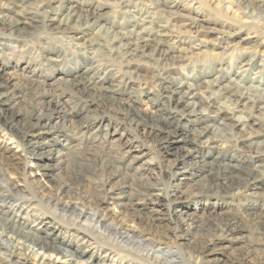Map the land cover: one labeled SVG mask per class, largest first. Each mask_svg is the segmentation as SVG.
I'll list each match as a JSON object with an SVG mask.
<instances>
[{
	"label": "rangeland",
	"instance_id": "1",
	"mask_svg": "<svg viewBox=\"0 0 264 264\" xmlns=\"http://www.w3.org/2000/svg\"><path fill=\"white\" fill-rule=\"evenodd\" d=\"M27 2L14 7L10 0H0L9 20L26 23L19 26V32L7 23L0 26V81L5 86L2 92L9 115L19 113L16 119H23L33 107L37 113H46L44 102H55L57 98L53 96L59 93L58 109L62 111L59 117L54 115L48 121L47 129L59 132L40 137V141L55 144L50 147L58 156L51 179L41 177L35 162L22 156L11 130L0 120V167L17 183L19 192L13 194V198L20 199L17 204L24 201L21 197L29 200L21 205L28 213V227L37 228L41 226L39 222L45 221L68 242L83 245L87 253L101 259L107 255L104 264H174L171 260L176 264H264V188L243 187V182L234 180L232 190L221 189L222 178L216 176L220 163L212 159L219 153L228 160L240 158L251 163L264 151V143L257 144L261 143L260 138L250 146L244 138L249 139L250 132L262 135L264 113L259 115L252 104L238 102L241 89L238 93L231 90L237 102L217 101L221 98L218 95L212 97L210 105L215 102L214 107L221 105L228 113L245 120L240 125L227 122V127H219V134L214 129L206 133L200 140V152L177 165H172L174 156L163 153L160 146V139L166 134L157 130L145 133L142 127L164 101L161 97L165 95V85L176 81L198 85L196 76L209 81L218 75L219 68L221 75L236 80L248 60L243 53L246 49L264 58V0H62L65 7H76L86 14L93 11L108 20L100 31L93 25V34L88 37L54 31L53 25L43 31L40 26L49 11L46 3ZM141 20L151 22L153 28L165 26L171 35L172 51L165 56L156 53L153 60H145L135 68L126 63L125 57L135 49L139 54L140 50L135 44L130 46L128 39H122L124 31L120 32L117 26ZM246 36L253 42L245 45L241 39ZM97 46L113 50L105 61L96 60L94 64L99 78L105 80L88 94L76 93L79 88H74L73 82L95 62L88 60V56H97ZM256 72L264 79V65L253 66L251 76ZM225 83L223 80L220 84ZM110 84L116 98L103 100L101 88H110ZM198 89L199 96H208L209 89ZM90 99L99 102V107L89 104ZM208 109L209 114L217 112L213 107ZM232 109L241 112L235 114ZM205 125L200 123L197 128ZM81 126L85 128L75 134ZM184 145L195 148L192 144ZM205 146H216L217 150L208 151ZM207 151L212 156H206ZM108 157L115 168L105 167ZM234 160L231 165L236 163ZM204 161L207 167L203 166ZM184 170L187 172L180 187L174 190L171 175ZM66 185L69 188H64ZM144 189L148 196L137 197V192ZM120 192L143 199L145 204L135 212L130 208L123 211L110 201L106 205L96 204L98 197ZM175 198L182 203L178 212L169 208V201ZM65 203L70 206L69 211H62ZM80 211H98L106 220L99 224L80 215ZM234 229L238 230L236 234ZM1 233L2 230L0 239ZM211 240L215 245L208 246L205 253L202 243ZM19 246L21 253L9 257L0 250V264H16L22 260V253L30 254L26 246L23 250ZM33 252L36 256L30 255L26 264H36L39 258L45 264L68 263L67 258L53 252ZM167 252L174 253L173 259ZM208 252L212 253L210 258ZM92 264H97L96 258Z\"/></svg>",
	"mask_w": 264,
	"mask_h": 264
},
{
	"label": "bare ground",
	"instance_id": "2",
	"mask_svg": "<svg viewBox=\"0 0 264 264\" xmlns=\"http://www.w3.org/2000/svg\"><path fill=\"white\" fill-rule=\"evenodd\" d=\"M10 1L12 6L20 7V5L22 6L23 4L28 3L27 1L30 0H10ZM42 2L46 3L45 5L48 7L49 10L48 14L45 17V21L40 26L43 28V31H47L48 28H50L53 25L55 26L54 28L52 27L54 31H58L61 33L66 32L71 36L73 35V37L75 36L77 37L79 35L88 37V35L93 34V28H91L93 25L95 26L97 25V27L99 28L98 31H100V29L104 27L105 23L108 22V20H106L104 16L94 14L95 12L93 13V11H89V13L86 14L87 12L76 10V7H71V8L65 7L64 6L65 4L63 5L62 0H42ZM5 10L6 8H4L0 4V26L3 25V23H7L12 28V30H14L15 32L16 31L19 32V26L25 25L26 23H24V21H19V20L18 21L9 20L7 15H5L6 12ZM72 22H74V24H72ZM129 22L126 23L124 26H117L120 27V32L124 31L122 39L125 41H127L126 39H128L129 40L128 44L130 46L135 44L136 48L138 47L139 48L138 50H140L139 54H137L138 53L137 49H135L133 51L134 53L128 54L125 57L126 63L128 65H131L135 68H139V66H141V64H143L145 60L146 61L153 60L154 57L156 56V53L162 54V56H165L166 54H171L172 51V45L170 43L171 35L170 32L166 30L165 26L159 24L157 25V27L153 28L152 23L146 20H141L139 22L134 21L131 23ZM95 34H98V32H95ZM90 39L91 38H88L87 40ZM241 41L244 42L245 45H248L253 42V39L246 36V38L244 39L242 38ZM246 50L247 51L243 53L248 56V60L246 61V63L242 65L241 69L243 68L245 69H243L241 72L238 73V75H236L238 77L236 78V80H234V78L231 77L228 78L227 75H225L224 73L223 75H221V69L219 68L218 75H216L209 81L205 79H201L202 76L198 75L199 77L196 76L195 78L197 81L196 83L198 85L193 86V84L191 83L192 84L191 86L190 84L185 85L186 83L184 84L181 81L173 82L174 80L173 78L172 79L173 84L170 83V85L168 86L165 85V87L163 88L164 90L162 89L163 91H165V95L161 97L162 99H164V101L161 102V105L156 110L157 111L156 115H154L152 119H149L150 121L148 122L147 120H145L146 122L145 124L143 122L144 125L142 127L144 128V130L143 129L142 130L145 131V133L150 132V134L156 133L154 132L156 130L159 131L160 133L166 134L165 137H162L160 139V143H161L160 146L163 150V153H165L170 157L174 156L175 160L172 165H177L179 163L183 164L190 156L193 157V154L199 153L201 148H203L202 147L203 143L200 140L205 136L206 133L212 132L213 129L215 132L218 133L220 126L224 128L227 127V122H232V123L235 122L237 125H240L242 121L245 120L240 116L237 115L235 116L233 112L228 113L225 110V108L222 107L221 105L214 107L213 105H215L214 104L215 102H213L212 105H210L209 99H211L212 101L214 100L212 97L218 95L221 98L215 99L217 101L223 99L225 100L224 102L227 101L237 102V99L233 97V91L236 89V92L238 93V91L241 89L239 92L240 95H237L238 102L239 103L243 102L242 103L243 105H245V103L252 104L253 108L255 109V112L259 115H262V113H264V79H262L261 76L259 77L258 75L261 71H259L258 74L256 72L255 76H251V68L257 64L262 67L264 65V58L262 56H258L254 51H250L249 49ZM112 51H113L112 49L101 48L100 46H97L95 52L97 56H93L92 54L88 56V60H90L91 62L95 60V62L93 64H90V67H86L84 69L83 71L84 76L79 75L73 82V87L79 88V89H75L76 93L82 92L88 94L89 92L92 91V89L97 88V85H102L101 81H104L105 79L101 80L99 78L100 74L96 70L97 67H95L94 64L97 63V61L98 62H102L103 60L105 61L110 56ZM181 51L182 50L180 49L179 53H181ZM137 57H139L140 59L135 60V58ZM161 58L163 59V57ZM213 69L215 70L216 67ZM0 77H1V73H0ZM97 78L99 79L96 80ZM223 80H226L227 83L221 85L220 83L223 82ZM198 87L202 88L203 90L209 89L208 96L207 97L205 96L202 97L201 95L199 96L198 93H196ZM4 88L5 86L3 82L0 81V120H2V124L5 127H7V129L11 130V133L16 139L15 143L21 149L22 156L25 159H28L29 161L28 160L27 161L30 163L35 162V168H37L38 171L41 172L40 174L41 177L44 178L46 177L51 179L52 177L51 172L55 169V163L58 156H56L57 154H55L56 151L53 150V148L50 149V147H55V144H49L48 142L40 141L41 139L40 137H43L44 135L47 137L52 132L53 133L56 131L59 132L57 129L56 130L51 129L50 131L47 128L49 127L48 121L52 117H54V115L59 117L60 116L59 114L62 112L61 110L58 109L59 107L58 97H60V93L58 95L53 96L57 98V100H53L55 102H44L46 104V107L48 108V111L46 113H37L35 111V107H33L31 111L27 112V114L23 116V119L21 118L16 119L18 118L19 113L9 115L7 100L5 99L6 95H4V93L2 92ZM101 89L103 90V97H102L103 100H109V99L111 100L116 98L113 96L115 89L112 84H110V88L105 87ZM232 89L234 90L231 92ZM106 94L109 96H107ZM81 99L87 102L86 98H81ZM89 104L91 105L95 104V107L98 108L100 103L95 101V99L92 100L90 99ZM210 107H213L217 112L216 113L212 112L211 114H209V112L207 113V111H209L208 108ZM232 110H234L235 114L241 112L238 110L236 111V109H232ZM193 118L194 119L199 118L200 121L193 120ZM200 123L207 125H205L204 128L198 129L197 126ZM83 128L85 127L81 126L79 129L75 130L74 133L76 134L77 132L82 131ZM146 128H148V131L146 130ZM185 134L188 135L182 137ZM189 134L197 135V136L194 138L192 137L190 138ZM248 135H249L248 137L249 139L244 138V141L247 142L248 145L250 146L255 145L257 143L256 140L260 138H262V141L261 143H257V144L262 145L264 143V132L262 133V135L257 132L254 133L250 132ZM252 141H254V143ZM179 142H181V145L177 146ZM186 143L194 145L195 148H189V146L186 147V145H184ZM216 148H217L216 146L204 147V149H207L208 151L209 149L211 150ZM208 151L206 156L208 155L212 156L211 153ZM215 154L216 156H214L212 159L217 164L219 163H220L219 165L222 164V166L217 165L218 167H217V175H216L217 179L222 178L220 179L222 182L220 183L219 186L221 189L232 190L235 182L234 180L243 182L244 183L243 187L247 186L253 189L264 188V151H260L254 157L255 159L251 163L248 160L245 161L244 159H240V158L234 160L232 157H230L232 160H228L227 158L221 157L219 153L218 154L215 153ZM227 160L228 162H226ZM233 160L236 163L231 165L230 162H232ZM39 163H43V164H39ZM106 163L107 164H105V167H108L109 169L111 167L115 168L113 165V161L111 162L110 160V157H108ZM206 163L207 162H205L203 166H206L207 165ZM252 163H255L254 167L251 166ZM78 168L81 169V167ZM77 171L78 169H76V172ZM186 172L187 171L184 170L180 173H174L173 175H171V183H173L172 187L174 188V190L180 187L179 183L181 181V178H184L183 174ZM16 184L17 183H15L12 180V177L6 174V169L0 167V230H2L1 234L3 237L2 239H0V250H3L4 252L3 254L5 256L9 257L17 252L20 254L21 252H19L20 250L18 249V245H20L19 248L22 250L26 246L30 254L25 255L22 253L21 254L23 256L22 260L16 264H26V262H29V259L31 258L30 255L36 256L34 255L33 250H39L43 253L53 252L59 254L62 257L68 259L67 264H82V262H84V264H92V259L94 258L97 259V264L99 263L104 264L105 261H107L108 259L106 257L107 255L103 257L104 259L103 258L101 259L98 258L96 255H94V253L92 254L87 253L88 251L83 249L82 247L83 245L80 244L77 246V245H73L72 242H68L67 240H65L61 232H57L55 228H53L48 223H45V221L39 222L41 226L37 228L33 227L34 225L29 228L28 219H27L28 213L25 212V209L23 208V206H21V205H26L25 202L29 200L26 199L25 197H21L22 199H24L23 201L24 203L21 202L20 204H17L20 201V199L13 198V194L19 192L16 189L17 187ZM64 188L67 189L69 187H67L66 185ZM137 193H138L137 197L148 196L146 194V189H144L143 192H137ZM154 196H158V195H154ZM107 201L112 202V204H114L117 207H120L121 209H123V211H128L130 208L132 212L133 211L135 212L136 209H138L137 208L138 206L145 204V202L143 203V199H139V198L135 199L133 196H129L128 194L125 195L122 192H120L119 194H106L104 197H98L96 200V204L102 203L103 205H106L105 202ZM179 204H182L181 201L175 198L172 201H169V208L172 211L176 210V212H178L177 210ZM64 205L66 207H62L61 208L62 211L64 210L69 211L70 206L67 203H65ZM181 206L190 208L189 206H185V205H181ZM28 207H31V205H28ZM79 214L83 216L87 215L90 218L97 220L98 223L100 221L106 220L104 216H100L98 211L90 212V213H86L85 211H80ZM232 231L234 233L237 232L238 230L234 229ZM127 232L128 230L125 229L124 233ZM210 245L212 246L215 245L212 240L208 241V243L206 242L202 243L203 246L202 250L205 251L206 253L207 251H209L208 246ZM210 254L212 253H209L207 255L208 258L212 256ZM167 255L169 256L170 259H173L171 256L174 255V253L172 254L170 252H167ZM110 261L112 262V259H110ZM171 263L176 264L175 260H171ZM36 264H45V262L42 261V258H39Z\"/></svg>",
	"mask_w": 264,
	"mask_h": 264
}]
</instances>
